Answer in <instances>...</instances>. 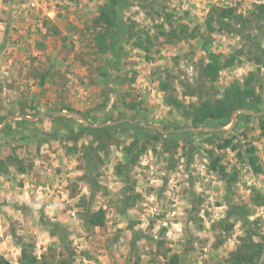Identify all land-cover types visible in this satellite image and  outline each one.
Listing matches in <instances>:
<instances>
[{"label": "rangeland", "instance_id": "obj_1", "mask_svg": "<svg viewBox=\"0 0 264 264\" xmlns=\"http://www.w3.org/2000/svg\"><path fill=\"white\" fill-rule=\"evenodd\" d=\"M104 2L0 0V172L8 155L25 167L22 173L16 163L0 173V255L9 264H21L24 244L38 264H233L231 254L245 243L264 248V201L257 198L264 196V139L258 120L249 118L237 127L233 121L219 134L211 125L194 132L182 113L165 104L160 88L168 83L188 104L196 98L184 91L197 93L199 85L202 100H214L216 91L258 72L255 86L264 94V70L249 60L252 47L244 36L210 32L206 26L213 6L247 16L263 1L148 0L143 7L134 2L123 19L134 31L148 32L153 45L146 53L134 47L136 37L126 42L117 69L112 56L100 54L94 43V21ZM169 14L177 23L199 28L201 35L156 39ZM249 31L264 41L257 24ZM205 49L225 56L240 49L246 53L215 84L203 85L199 72L207 61ZM56 114L71 121L52 122ZM129 121L166 136L140 137ZM85 123L120 124L102 133V150L92 153L91 168L82 156L91 140L81 131ZM164 124L194 133L171 137ZM232 136L240 146H256L261 173H254L237 151L218 149L222 138ZM135 138L146 150L120 167L124 148ZM216 157L236 177L229 190L211 169ZM90 170L95 188L86 177ZM131 195L139 197L126 203ZM236 208L248 212V221ZM87 209H103L105 224L86 225L79 213ZM62 230L67 241L59 235ZM255 264H264V250Z\"/></svg>", "mask_w": 264, "mask_h": 264}, {"label": "trees", "instance_id": "obj_2", "mask_svg": "<svg viewBox=\"0 0 264 264\" xmlns=\"http://www.w3.org/2000/svg\"><path fill=\"white\" fill-rule=\"evenodd\" d=\"M147 1L148 0H105L103 5L99 8L98 16L94 21L97 31L94 36V43L100 54L112 56V65L114 68L119 67L120 62L126 54L124 48L125 43L131 41L134 37H136L135 42H133L134 47L146 53H149L150 46L153 45V39L148 32L143 33L138 30L134 31L133 26L130 27L123 19V12L128 7H131L134 2L143 7L145 6L144 3ZM262 1L263 2L255 5L256 11L251 12L250 15L247 16L239 14L237 9L233 7L213 6L207 17L206 26L210 32H236L239 35L244 36L242 37L243 41L253 49H250V53H252L253 58L249 60L253 61L255 65L257 64L260 69L264 70V41L256 40V35L249 31L255 23L258 25V29L261 30L260 37L262 38L264 36V27H262L264 23V0ZM171 17L172 16L169 14L163 18L164 21L162 27H160V36H157L156 39L164 36L167 40L174 39L184 41L195 40L201 35L199 28L194 27L190 29L188 24H184L182 22L177 23ZM166 26L169 27L167 30H165ZM205 51L207 52V61L202 65L199 72L203 85L207 83L211 85L215 84L218 81L221 72L225 69L236 67L240 62V56L246 53L243 49H240L236 53L225 56L223 54L212 52L211 50L205 49ZM258 79V72H250L245 79H236L231 82L223 89L222 92L218 93V91H216L215 96L217 97L214 100H202V87L198 85L196 87L197 93L194 91L195 89L192 92H188L187 90L184 91L183 94L185 97L189 96L196 98V102L188 104L181 101L178 96L174 94V90L171 91V86L168 83H162L160 88L164 94L165 104L182 113L183 117L191 123V129L194 132H196L198 128H204L211 125L215 133L219 134V129L229 126L233 123V121H236L235 125L237 127L239 124L244 123L245 120L255 118L259 122V130L264 139V94L257 91V87L255 85ZM249 112L252 114H249ZM24 121L30 123L28 120ZM56 121L65 123L71 120H68L66 116L56 114L53 116L52 122ZM3 123L4 119L1 120L0 125ZM128 124L133 127L134 131H136L134 133L136 135H140V137L158 136L161 138L166 136L160 131V129L146 127L140 121L136 123L129 121ZM119 125L120 124L99 127L94 126V124L85 123L84 126L82 125L80 127L82 129V133L85 132V134L91 137L90 143L88 145H83L86 150L82 155L86 159L89 167L91 166L89 162L91 161L92 153L102 150L100 146L102 133H104L107 129H116ZM64 126L69 127V125ZM163 126V128L168 131V136L171 137L178 136L187 138V136H191L192 133H194L190 131L189 128V131H184L178 128L172 129L166 124ZM7 128L8 126H6L4 130H7ZM68 138L76 140L78 137L70 136ZM240 143L241 141L236 140V137L232 136L226 139L222 138L221 142L217 144V147L220 150L231 149L232 151H237L238 157L244 159L254 173H261L262 168L259 164V157L256 154V146L252 142H246L243 146H240ZM76 149V146L71 148V150L74 151ZM145 150V146L141 144L140 138H135L133 142L124 148L126 161L122 162L120 167H127L128 164L135 162ZM6 159L8 163L5 165V168L3 167L2 172L6 173V169H8L7 166L15 165L16 163H18L20 172L23 173L25 171L24 163L22 161H18L16 157L8 155ZM220 161V158L216 157L211 161L210 166L212 170L216 171L218 175L226 181L227 189L229 190L230 183L235 181L236 177L229 174L220 164ZM0 162L2 164V160H0ZM127 175L128 173L126 172L124 175V181L127 180ZM86 177L89 184L93 188L98 186L95 177L91 174V170L86 172ZM136 197L138 198L139 196L131 195L129 197H125V202L130 203V200L136 201ZM257 198L260 199V201H264L263 195H258ZM234 212L245 215L242 217L243 219L247 220L249 217L248 212H244L242 209L236 208V211ZM230 214L232 213L230 212ZM79 216L86 223V225L102 227L105 224V211L103 209L94 212L87 209L81 214L79 213ZM52 227L58 229L59 226L57 224H53ZM59 235L67 241V237L63 233V230ZM263 250L264 248L262 245H249L248 243H245L242 251H236L231 254L230 261L233 264H255L261 257ZM21 251V264L39 263L35 256L28 255L24 244H22ZM70 254L73 253L70 252ZM45 263L46 262H43V264ZM0 264H9V262L0 255Z\"/></svg>", "mask_w": 264, "mask_h": 264}]
</instances>
